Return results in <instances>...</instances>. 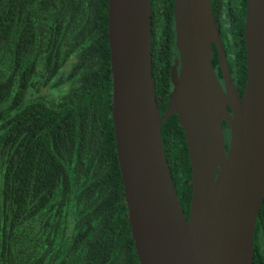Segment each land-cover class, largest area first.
<instances>
[{
	"label": "trees",
	"instance_id": "trees-1",
	"mask_svg": "<svg viewBox=\"0 0 264 264\" xmlns=\"http://www.w3.org/2000/svg\"><path fill=\"white\" fill-rule=\"evenodd\" d=\"M150 5L161 115L177 54L173 0ZM244 16V6L230 9L219 27L240 90ZM107 21V0H0V264H140L115 147ZM211 62L221 77L214 45ZM160 132L187 217L190 166L175 114ZM262 216L264 199L256 230Z\"/></svg>",
	"mask_w": 264,
	"mask_h": 264
},
{
	"label": "water",
	"instance_id": "water-1",
	"mask_svg": "<svg viewBox=\"0 0 264 264\" xmlns=\"http://www.w3.org/2000/svg\"><path fill=\"white\" fill-rule=\"evenodd\" d=\"M111 117L127 218L140 264H253L264 199V0H246V81L230 74L210 0H173L177 55L160 115L150 0H107ZM215 46L220 84L212 66ZM175 114L190 166L188 216L161 140ZM223 121L230 137L225 147Z\"/></svg>",
	"mask_w": 264,
	"mask_h": 264
},
{
	"label": "flooded vegetation",
	"instance_id": "flooded-vegetation-1",
	"mask_svg": "<svg viewBox=\"0 0 264 264\" xmlns=\"http://www.w3.org/2000/svg\"><path fill=\"white\" fill-rule=\"evenodd\" d=\"M210 1H211L212 10H213L218 27H220V24L229 15L230 9L239 11L241 10L242 6H244V11H245L246 0H210ZM238 13L239 12H237V15ZM176 55L172 59L171 66L173 65V61ZM170 70H171V67H170ZM216 76L220 84L222 85V78L218 77V75ZM233 82L235 84L234 79H233ZM235 87L237 88L236 85ZM237 90H238L239 95H242L243 90H240L238 88ZM223 131H224L225 147H226V143L228 145V142H229L230 131H229L228 125L224 121H223ZM253 264H264V216H262L261 220L259 221L257 230H256V223H255V230H254V236H253Z\"/></svg>",
	"mask_w": 264,
	"mask_h": 264
}]
</instances>
